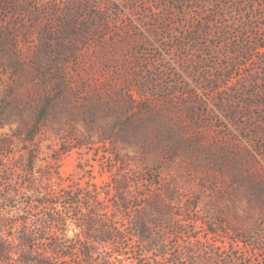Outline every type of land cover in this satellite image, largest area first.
I'll list each match as a JSON object with an SVG mask.
<instances>
[{
	"label": "rangeland",
	"instance_id": "rangeland-1",
	"mask_svg": "<svg viewBox=\"0 0 264 264\" xmlns=\"http://www.w3.org/2000/svg\"><path fill=\"white\" fill-rule=\"evenodd\" d=\"M0 1V264H264V0Z\"/></svg>",
	"mask_w": 264,
	"mask_h": 264
},
{
	"label": "trees",
	"instance_id": "trees-1",
	"mask_svg": "<svg viewBox=\"0 0 264 264\" xmlns=\"http://www.w3.org/2000/svg\"><path fill=\"white\" fill-rule=\"evenodd\" d=\"M0 6H4V4H1L0 1ZM19 132V131H18ZM37 131H31L30 129H27L23 134L24 136H27V138H30L33 134H35ZM20 134V133H19ZM22 134V133H21ZM6 145L5 142H2L1 147H3V145ZM11 254V252L9 250H7L6 248H4V246H2V244L0 245V260L4 259L6 256H9ZM5 256V257H4Z\"/></svg>",
	"mask_w": 264,
	"mask_h": 264
}]
</instances>
